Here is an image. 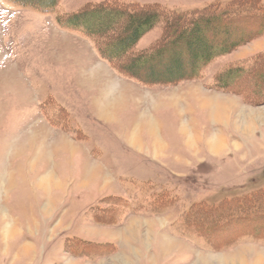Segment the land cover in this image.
I'll use <instances>...</instances> for the list:
<instances>
[{"label": "rangeland", "instance_id": "rangeland-1", "mask_svg": "<svg viewBox=\"0 0 264 264\" xmlns=\"http://www.w3.org/2000/svg\"><path fill=\"white\" fill-rule=\"evenodd\" d=\"M97 4L126 14L143 8L161 21L202 10L225 18L195 25L199 43L191 30L157 23L109 67L127 83L105 75L99 92L90 80L104 69L89 59L95 41L55 22ZM240 9L245 16L228 14ZM162 39L175 46L153 60L156 72L139 66L134 75L177 79L203 46H238L196 80L174 85L119 73L165 46ZM258 60L264 64V0H57L51 11L0 0V264H264V221L234 222L264 220V211L226 210L237 201L264 206L256 197H264V69L250 72ZM215 135L223 148L214 153L206 141Z\"/></svg>", "mask_w": 264, "mask_h": 264}, {"label": "trees", "instance_id": "trees-1", "mask_svg": "<svg viewBox=\"0 0 264 264\" xmlns=\"http://www.w3.org/2000/svg\"><path fill=\"white\" fill-rule=\"evenodd\" d=\"M10 1H13V0H10ZM14 1H15V3H18L22 6H30L32 8L38 7L40 10H46V11L50 10L51 11V10H53L54 6L56 5L57 0H45L40 4L35 3L34 1H31V0H14ZM245 3H247V2H245ZM147 9L148 10H156V8H147ZM127 10H130L129 7L127 8ZM134 10H137L136 7L134 8ZM141 10L142 11H136V12H130L129 11L128 14H126V12L121 10V9H117L115 7H111L109 9L107 6H105L103 4H97L94 6L83 8V9H81L75 13L57 15L55 18V22L60 28L67 29V30L72 31V32L74 31L75 33H78V34L81 33L82 36H85L86 38H88L90 40H94L95 41L94 47H95L96 54L101 59L108 62V65L110 67H113L114 66L113 64L123 60L125 55L130 51V49L133 48V46L136 44V42L139 40V38H141L147 32H149L151 30V28L154 25H156L157 23H161L163 21L162 22L163 26L165 28L168 27L171 30H175V29L180 28V29H182L183 34L185 33V35H186L188 30H191V32L189 34L191 35V33H192V37H193L196 34V32H194V33L192 32V28H194L195 25H199L203 21H205V23H210V22H213V23L216 22L217 23L218 21L223 22L221 20H223L225 18L221 14L219 16L218 15L216 16L214 14H213L214 16H211L212 15L211 11H203L202 10L200 12H197V13H194L191 15H178V14H173V12H172V14H167L164 12L165 13L164 15L166 17L162 18V21H161V19L158 15H156L154 13H152V14L147 13L146 14L144 12L143 8H141ZM241 10L245 11V9H240L236 12L228 13V14L233 19L234 15H239V14L243 13V11H241ZM162 12L163 11L161 10L160 13H162ZM239 16L243 17V16H245V14H241ZM194 30H195V28H194ZM109 35H112L114 37H109ZM178 39L176 41H178ZM193 39H196V42H198V43L200 42L197 40V38L195 36L193 37ZM162 41H163V44L165 42V44H166L165 46L162 45V47H160L158 49H153L156 47L155 46L151 50H149L145 53H142V54L138 55L137 57L132 58L127 63H125V66L122 65V67L117 68V69H119V73H121L122 75H125L126 77L128 76V77H132V78L136 79V82L137 83L139 82L141 85H162V84L163 85L164 84L174 85V84L178 83L179 81H185V79L196 80L198 78L201 70L208 63H210L214 58L222 56V55H226L232 48H235L238 46V43H236V42H230V43H227L225 45H220V46L216 47L215 49H212L208 46H203L202 52H198V53L192 52L191 57L188 55V53L185 52V55L187 54L190 58H192L191 60H189V58L187 57L188 58L187 61L188 60L190 61V66H189L190 73H188V75H180V77H178L177 79H173L172 77H170V75H168L165 78L158 77V76H151L148 78H146V77L143 78V77H139V76L137 77L136 75H134L136 73L135 71L138 70L139 66H142L143 69L144 68H146V70L148 69L147 71H149L150 74H151V72L152 73L156 72V71H153L154 69H152L151 64H152L153 60L156 58H160L161 53L164 50H166V46H168V44L171 43L169 40L166 41V40L162 39L161 42ZM189 45H191V44H189ZM174 46L175 45L173 43L168 47L173 48ZM230 47H231V49H230ZM184 59L186 60V57ZM260 61L261 60H258L251 67L250 72H252V73L254 72V74H256V75L262 73V70L264 69V64ZM146 63H147V65H146ZM176 63H178L177 65H180L179 64L180 62H176ZM173 69L174 68L169 69V70L173 71ZM165 73H168V72H166V70H165ZM229 73L230 72H228V75L226 73V75L223 76V78L220 82L221 83L220 85H224L225 78L227 79L228 78L227 76H230ZM231 73H233V72H231ZM168 74H172V73L170 72ZM256 197H258V199H260L261 201H264V197L262 198L261 194H259ZM254 203H255V201H250V200L249 201L248 200L242 201V202L237 201L236 204H239V205L235 209L229 210L228 208H226V210H228L227 212H231V211L232 212H237V211L239 212L240 211L241 213H249V212H253L255 210L259 211V212L264 211V206H263V210H261V209L258 210L255 208V206L254 207L252 206V204H254ZM255 204H258V202H256ZM220 209L221 208L216 209V210H212V211H214L215 217H221V216H218ZM209 212H211V211H209ZM206 213H208V212H205L204 216L205 217L209 216V214H206ZM260 215H262V214H260ZM226 216L228 218L230 215H226ZM248 216H250V215H247V216L244 215L243 218H241V219L237 218L236 220H234V222L235 223L243 222L246 224L255 223L254 225L258 226V225H261L258 222L264 221V220H261L259 217H256L258 219L253 218L256 215L250 216V217H248ZM222 217H223V215H222ZM244 218L247 220L244 221L245 220ZM219 219L220 218H217V221ZM248 219H250V220H248ZM219 221H218V224H219ZM224 224H225V222H224Z\"/></svg>", "mask_w": 264, "mask_h": 264}, {"label": "crops", "instance_id": "crops-1", "mask_svg": "<svg viewBox=\"0 0 264 264\" xmlns=\"http://www.w3.org/2000/svg\"><path fill=\"white\" fill-rule=\"evenodd\" d=\"M74 39V41H78L79 43H85V45L87 46V47H89V45H88V41L86 40V39H84V38H73ZM72 41V40H71ZM89 51H90V49H88ZM88 51V52H89ZM89 56H90V60L92 61L91 62V65L93 64H95L96 66L97 65H100L101 67H103L104 69H103V72L101 71H97V70H95V69H93V70H95V71H93V72H91V74H90V77H91V82L93 83V82H95L94 84H95V87H93V88H95V90H97V91H103L102 89H103V86H104V80H103V78H104V76L106 75L108 78H110V77H112L113 79H115V80H118L119 82H121V83H123V82H126V80L125 79H123L122 80V78L120 79V77H117L116 76V74L109 68L110 66L109 65H107L105 62H103L102 60H100L99 58H98V56L96 55V52L95 51H91V54H89ZM96 66H94L93 68H97ZM106 70L108 71V72H106ZM127 83V82H126ZM103 84V85H102ZM120 84V83H119ZM97 85H100L101 87H102V89H99V86L97 87ZM121 85V84H120ZM123 85V84H122ZM122 85H121V87H119V89H117V91H118V93L119 94H125V91H126V88H123L122 87ZM97 96V95H96ZM99 96H97V98H98ZM96 98V99H97ZM101 100V99H100ZM95 101V100H94ZM66 109L68 110V108L66 107ZM94 110H95V117L96 118H98V120H101V118H100V116H99V114L97 113V110L94 108ZM69 111V113H70V115L72 114V112H71V110L69 109L68 110ZM72 116V115H71ZM83 145V144H82ZM84 146V145H83ZM86 147V146H85Z\"/></svg>", "mask_w": 264, "mask_h": 264}, {"label": "bare ground", "instance_id": "bare-ground-1", "mask_svg": "<svg viewBox=\"0 0 264 264\" xmlns=\"http://www.w3.org/2000/svg\"><path fill=\"white\" fill-rule=\"evenodd\" d=\"M221 107H223V105L221 106ZM223 109L226 111L227 110V107H223ZM99 115H101L103 118H104V116L106 115L105 114V112L103 111L102 113H99ZM213 115V114H212ZM100 116V117H101ZM101 117V118H102ZM212 117H214V116H212ZM217 118L219 119V116H217ZM218 119H216L215 117H214V120H216V121H219ZM252 119V118H251ZM144 125H145V127H146V129L147 130H149L151 133H154V130H155V124L154 123H152L151 121H147V122H145L144 123ZM250 125L247 123V122H245V124H243L242 125V132H246V131H249L250 130ZM135 131H134V133H133V136H135ZM131 137L130 138V143L132 144V145H135V144H137L136 143V138L135 137ZM191 140V142L192 143H196L197 142V140H196V137L195 136H192L191 137V135L189 136V141ZM194 143V144H195ZM206 145H207V147H208V149L210 150V152H219L222 148H223V140H222V138L221 137H219L218 135H215V136H213V137H211V138H209L207 141H206ZM159 145H158V143H157V141L154 143V151H158L160 148H161V146H160V148L158 147ZM48 181V180H47ZM45 183V182H44ZM9 232V231H8Z\"/></svg>", "mask_w": 264, "mask_h": 264}]
</instances>
